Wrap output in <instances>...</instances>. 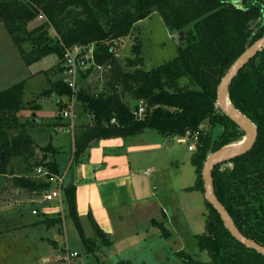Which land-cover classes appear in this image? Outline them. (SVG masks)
Masks as SVG:
<instances>
[{"label": "trees", "instance_id": "16d2710c", "mask_svg": "<svg viewBox=\"0 0 264 264\" xmlns=\"http://www.w3.org/2000/svg\"><path fill=\"white\" fill-rule=\"evenodd\" d=\"M154 11L169 32L182 31L184 39H179L177 54L145 69L136 37L132 57L126 60L132 70L124 69L115 56L119 42ZM39 14L43 21L32 25ZM0 21L27 64L56 53L61 71L65 47L93 43L97 62L109 66L105 92L92 94L83 88L77 95L82 111L91 118L73 134L75 163L84 161L86 150L102 138L127 140L152 129L165 139H173L183 137L188 130L199 131L190 157L196 180L186 190L204 192L202 167L208 154L244 135L217 104V87L247 45L264 35V0H0ZM28 43L30 48L25 49ZM50 82L43 94H70L60 77ZM23 87L24 80L0 91V175L9 174L14 158L27 163L22 171L34 168L28 164L35 152L34 141L16 117L24 106ZM126 96L133 105L125 101ZM228 97L255 124L257 137L247 152L214 166L213 187L238 229L264 245V48L233 77ZM140 100L145 113L137 117L133 110ZM39 107L36 104L33 109ZM204 121L223 126L216 138L202 131ZM41 149L43 160L35 167L45 166L46 176L35 179L11 173L15 185L29 190L50 187L46 178L60 171L56 160H46L45 154L55 149L50 145ZM63 199L65 215L72 218L88 253L112 243L96 224L94 235H86L76 207L74 183L65 185ZM205 205L204 230L195 235L196 252L181 249L173 255L184 264H264V255L236 240L206 198ZM45 216L47 226L62 221L60 216ZM152 224L159 227L162 236H170L164 220L153 219ZM204 252L208 260L202 259ZM116 264L133 262L120 259Z\"/></svg>", "mask_w": 264, "mask_h": 264}, {"label": "rangeland", "instance_id": "374dc122", "mask_svg": "<svg viewBox=\"0 0 264 264\" xmlns=\"http://www.w3.org/2000/svg\"><path fill=\"white\" fill-rule=\"evenodd\" d=\"M41 21H43V19L37 17L32 25ZM49 31L51 35L54 34L53 29L50 28ZM136 37H138L141 45L140 56L143 58V67L145 69L155 67L173 58L177 54V46L180 42L177 32H169L160 15L154 11L146 18L138 21L134 25L132 33L123 37L119 42L118 48L115 51V56L124 69L132 70V68L126 66V60L132 57L131 46L135 42ZM24 46L25 49L30 48L29 43ZM58 61L59 57L56 53H49L27 64L22 58L20 49L13 42L6 27L0 21V91L24 80V106L16 113V117L19 123L24 125L23 129L25 132H28L34 141L40 145L38 146L34 143L35 152L33 157L28 161V164L31 163L34 168L27 169L29 171H22L23 168L28 167L27 163L24 162L22 158H14L10 164L9 174H6L4 177L0 175V234H3L0 236V264H39L38 258L42 254L50 256L49 261L45 262L46 259H44L43 262L45 263L42 264H63L67 259L68 250H74L79 253V255L70 259L71 264H116L118 260L116 254L111 252L112 248L107 250L102 247L95 250L93 253H88L71 217L64 218L63 222H55L47 226V224L43 222V219L46 217L45 215H48L44 212V202H41V200L37 202L34 199L31 201L23 200L22 202H13L14 197H9L6 193L11 191L10 188H14V186L17 187L12 180L4 184L5 177L10 176V178L13 179L11 173L18 176H30L35 179H42L44 177L42 172L46 170L45 166L39 165L35 167V163H38L41 159L43 160V150L41 147L51 146L50 143L52 142V145L63 151L61 154L62 156H55V158L52 151H48L45 154L46 159H56L61 170H64V161L70 157L72 128L66 127L61 129L64 126L63 122L66 123L68 120L65 118L62 119L59 114L64 106L56 102L57 95L54 92L48 94L42 93L44 90L51 87L50 80H57L61 76L62 73L58 69ZM105 87H107V85H105ZM124 99L130 105L134 104L129 96H126ZM36 104H39L40 107L38 109H33V106ZM75 114V125L80 126L81 123L79 121H81L83 117H86L87 114L82 111L79 102L76 103ZM82 121L86 120L84 119ZM85 123H88V121ZM222 128L223 126L221 124L213 126L208 121H204L201 125L202 131L210 134L213 139L217 137ZM151 131L157 133L152 129H148L144 133L149 134L152 133ZM177 142H179V149L172 153L180 155L181 158L182 155L188 152V141L185 138L178 137ZM190 142L193 143L192 140ZM153 143H155V141H153ZM149 144H151V142H149ZM146 149L147 156L142 161L143 167L146 168L149 164L155 166L157 161H155L156 159L152 161L154 158L152 157L151 148L147 147ZM194 150L195 148L189 150V153ZM40 167L41 170L37 171ZM183 168L189 171L192 169V166L186 163L183 164ZM193 179L194 174L191 172V174L186 177V180L188 182ZM64 182H66V179H64ZM20 190L22 191V195H31V197L34 195L37 197L36 199H39V192L41 189L29 190L22 187ZM198 192L201 197L204 198L203 213L205 215L207 212L205 205L206 196L204 192ZM185 194L187 195L188 193ZM194 196V194L188 196V202L191 204L194 201ZM35 205H39V210H41L38 214L33 215L31 214V208H34ZM61 205V210H54L49 216L54 215L63 218L65 215L64 199ZM21 214L24 218L20 217ZM33 217L38 219L35 223L17 229L18 221L20 222L21 220V222H23L24 220L25 222V220L28 221L29 219L32 221ZM4 219L9 221H5ZM9 227L10 229H8ZM193 228L198 231L200 230V228L195 226ZM86 234L91 235L92 233L87 229ZM162 239L167 245L170 244V241L164 240L163 237ZM55 240L59 243L58 247L55 245ZM174 242L175 243H171V246L169 245L170 248L166 246V250L161 251L163 256L169 255L173 250L175 252V250L179 249V246L176 245L177 242L175 240ZM186 242H188L187 250L191 249V244L196 247V240L192 235L187 237ZM191 250L192 252L196 251L194 247ZM142 256L146 263L149 264H184L180 258L170 255L169 258L166 257L165 259L159 260L157 254H152V252L149 253L148 251L145 254L142 252ZM201 257L203 260L209 259L206 253H201Z\"/></svg>", "mask_w": 264, "mask_h": 264}, {"label": "crops", "instance_id": "0c3cea01", "mask_svg": "<svg viewBox=\"0 0 264 264\" xmlns=\"http://www.w3.org/2000/svg\"><path fill=\"white\" fill-rule=\"evenodd\" d=\"M86 114L87 116L79 121L81 125L90 121L91 115ZM84 119L86 121H82ZM74 123L76 124V120ZM67 124L68 121L63 123L61 129L69 127L66 126ZM75 124L71 127L70 157L64 161V170H61L59 163L56 162L59 173H62L61 175L66 179L64 185L68 183L76 185V207L85 233L88 229L94 234V224L107 233L112 243L103 248L107 250L112 248L111 252L118 257L117 262L120 259H130L133 264H149L142 256V252L145 254L148 251L157 254L159 260L169 258V255L174 256L172 255L174 250L166 256H163L161 251L166 250V246H171L172 242L175 243L174 240L179 246L175 251L185 249L189 253H195L196 251L191 250L193 247L197 250L195 245L191 244V249H186L188 247L186 239L190 235L195 237L204 230V198L201 197L199 190H186L187 187L194 185L196 180L195 167L190 161L193 152L189 153L188 143V152L180 158V155L172 153L179 149L177 142L179 136L165 139L151 131L152 133H142L127 140L121 137L102 138L86 150L84 161L75 163L72 160L73 134L80 129ZM50 144L55 149L52 150L54 158L62 156L63 151L52 145V142ZM147 147L151 148L154 158L152 161L156 159L157 164L155 166L149 164L145 168L142 161L147 156ZM186 163L192 166L189 171L183 168V164ZM191 172L194 174V179L187 182L186 177ZM4 180V184L13 181L10 176L5 177ZM20 188L22 187L14 186L10 188L11 191L6 192L9 197H14L13 202L33 199L40 202L34 195L32 197L22 195ZM190 194L195 195L192 204L188 202ZM44 203L42 204L44 212L49 216L54 212V204ZM34 208L39 209L40 206L35 205ZM32 209L31 214H33ZM20 217L24 218L22 214ZM66 217L68 216H63L62 222ZM153 219L164 220L171 233L169 237L162 236L159 227L152 224ZM37 220L35 217L32 221L20 220L17 229L33 224ZM194 226L200 230H195ZM162 237L170 241V244L167 245ZM54 242L58 247V241ZM44 259L47 262L50 256L42 254L38 258V263H45Z\"/></svg>", "mask_w": 264, "mask_h": 264}, {"label": "built area", "instance_id": "2783aa9c", "mask_svg": "<svg viewBox=\"0 0 264 264\" xmlns=\"http://www.w3.org/2000/svg\"><path fill=\"white\" fill-rule=\"evenodd\" d=\"M38 18H44L42 14ZM61 79L70 89L69 95H57L56 102L64 107L60 110V116L68 120L66 126L73 127L76 118L75 107L78 103L77 95L81 89H86L92 94L105 92L107 87V75L109 66L98 63L95 58L94 44H74L65 47L63 57L61 59ZM137 117H142L145 113V104L139 101L136 109L133 110ZM114 120V119H113ZM64 123V122H63ZM183 138L188 141V149L193 150L196 147L199 138V131H186ZM192 140L193 143L190 141ZM41 167L37 171H40ZM41 174V173H40ZM62 173L54 174L50 178H46L50 182V187L41 189L39 192V200L41 202L54 203V210L62 209L64 176ZM46 176V170L42 172ZM43 177V178H44ZM39 209L33 208L32 213L38 214ZM79 255L76 251H69L68 256L63 264H71V258Z\"/></svg>", "mask_w": 264, "mask_h": 264}, {"label": "water", "instance_id": "95a60500", "mask_svg": "<svg viewBox=\"0 0 264 264\" xmlns=\"http://www.w3.org/2000/svg\"><path fill=\"white\" fill-rule=\"evenodd\" d=\"M178 38L183 40L184 35L179 31ZM264 48V35L247 45L246 49L236 58L221 78L217 87V104L223 112L244 132L242 139L221 146L206 157L202 167V180L206 199L217 210L219 216L230 232L240 243L264 255V245L244 235L234 223L230 213L217 198L213 182L212 170L218 163L228 161L235 156L247 152L254 144L257 137L255 124L229 100L228 88L239 69L243 67L258 51Z\"/></svg>", "mask_w": 264, "mask_h": 264}]
</instances>
